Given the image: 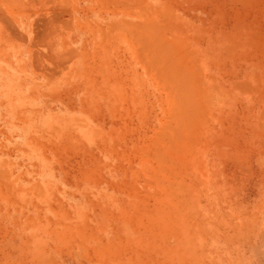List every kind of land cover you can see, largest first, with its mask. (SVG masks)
I'll list each match as a JSON object with an SVG mask.
<instances>
[{
  "label": "rangeland",
  "instance_id": "rangeland-1",
  "mask_svg": "<svg viewBox=\"0 0 264 264\" xmlns=\"http://www.w3.org/2000/svg\"><path fill=\"white\" fill-rule=\"evenodd\" d=\"M95 1L110 58L90 0L35 8L60 49L0 22V264H264V0Z\"/></svg>",
  "mask_w": 264,
  "mask_h": 264
},
{
  "label": "crops",
  "instance_id": "crops-1",
  "mask_svg": "<svg viewBox=\"0 0 264 264\" xmlns=\"http://www.w3.org/2000/svg\"><path fill=\"white\" fill-rule=\"evenodd\" d=\"M17 0H2L0 3V22L6 24L11 29L13 36L15 38L23 39L24 43L26 41L31 42L34 39H45L47 36L49 37V29H51L52 35L54 34L53 45L57 49H60L65 46L66 41H71L74 39H77L75 36V28L72 29L70 33L67 34V36L64 35V32L60 29V26H63L64 24V17L61 16L60 11L57 12L55 8H52V14L51 17H38L36 14H34L38 6L42 7V3L44 1H50V0H18L19 4H16L17 6H21L24 2L26 3V7H30L25 12L26 16L24 18H21L20 20L16 21L13 19V15L9 14L5 9L10 8L13 6V3ZM21 1V2H20ZM53 1V0H52ZM89 1V0H88ZM95 0H90L91 4V11L93 13V18L89 21L83 20L82 22H88L84 24V27L86 28V36L87 39L84 40V42L92 45L96 44H105V48H110V51L107 52V57L110 58L111 56V48H112V40H113V22H114V9L113 5L110 7L100 8L95 5ZM142 3H145V1L141 0ZM28 3V4H27ZM14 5V6H15ZM33 16L30 18L29 16ZM3 16V17H2ZM77 16H74V23H77ZM52 22V23H51ZM58 26L56 29H54V25ZM16 27V28H15ZM48 30V31H47ZM16 33V34H15ZM108 33V35H107ZM20 34H23V36ZM52 35L50 36V39L52 38ZM109 38V39H108ZM85 43V44H86ZM72 45V44H71ZM81 45H84L81 44ZM10 47V54L14 57V69L16 71H23V65L30 61L31 57L34 55L33 50H31L26 44H12L9 45ZM84 49V48H83ZM76 54L79 55L80 61L81 58H83L84 52L78 50L76 51ZM76 65H82L80 62ZM80 68H76V70H79Z\"/></svg>",
  "mask_w": 264,
  "mask_h": 264
},
{
  "label": "bare ground",
  "instance_id": "bare-ground-1",
  "mask_svg": "<svg viewBox=\"0 0 264 264\" xmlns=\"http://www.w3.org/2000/svg\"><path fill=\"white\" fill-rule=\"evenodd\" d=\"M141 2V1H140ZM122 7V6H121ZM173 10V9H172ZM162 11V10H161ZM143 13V12H142ZM166 13V12H165ZM3 17V16H2ZM168 20V19H167ZM52 23V22H51ZM170 23V22H169ZM163 25V24H162ZM161 27V26H160ZM50 30V29H49ZM172 30V29H171ZM48 31V30H47ZM153 31V30H152ZM50 33V32H49ZM147 33V32H146ZM16 34V33H15ZM158 35V34H157ZM229 39V38H228ZM46 40V39H45ZM159 40V39H158ZM161 40V39H160ZM233 42H235V41H233ZM141 43V42H140ZM161 43V42H160ZM43 45V44H42ZM239 45V44H238ZM254 46V45H253ZM144 47V46H143ZM149 47V46H148ZM163 47V46H162ZM168 47V46H167ZM170 47V46H169ZM231 47V46H230ZM166 48V47H165ZM153 49V48H152ZM173 49V48H172ZM231 49V48H230ZM168 50V49H167ZM144 51V50H143ZM227 51V50H226ZM163 52V51H162ZM230 52V51H229ZM33 54H35L34 52H33ZM228 55V54H227ZM162 56H164L163 54H162ZM173 56H175V55H173ZM159 57V56H158ZM229 57V56H228ZM154 58V57H153ZM157 58V57H156ZM188 58V57H187ZM159 60V59H158ZM169 61V60H168ZM193 61V60H192ZM159 62V61H158ZM171 62V61H170ZM175 62V61H174ZM172 64V63H171ZM175 64V63H174ZM190 64V63H189ZM167 65V64H166ZM187 65V64H186ZM169 66V65H168ZM181 67V66H180ZM191 67V66H190ZM189 67V68H190ZM255 71V70H254ZM192 72V71H191ZM169 74V73H168ZM188 74H189V72H188ZM256 74V73H255ZM190 75V74H189ZM173 77V76H172ZM214 77V76H213ZM190 78H192V77H190ZM200 78V77H199ZM172 78H170V80H171ZM173 80V79H172ZM174 80H175V78H174ZM182 81V80H181ZM199 81V80H198ZM183 82V81H182ZM188 82H189V84L191 83L190 82V80H188ZM202 82V81H201ZM245 83V82H244ZM244 83H243V85H244ZM189 84H187V86L189 85ZM186 86V85H185ZM193 87V86H192ZM252 88V87H251ZM181 89V88H180ZM189 89H190V86H189ZM242 89V88H241ZM240 89V90H241ZM206 91V90H205ZM243 91V90H242ZM244 91H246L245 89H244ZM247 91H248V89H247ZM194 92V91H193ZM213 92V91H212ZM241 92V91H240ZM216 93V92H215ZM217 95V94H216ZM190 96V95H189ZM218 96V95H217ZM216 96V97H217ZM191 97H192V95H191ZM210 97V96H209ZM220 97V96H219ZM218 97V98H219ZM182 99H183V97H182ZM186 100V99H185ZM187 102V101H186ZM264 102V101H263ZM183 106H184V104H183ZM192 107V106H191ZM196 107V106H195ZM194 107V108H195ZM264 107V106H263ZM186 108V107H185ZM181 111V110H180ZM260 112V111H259ZM260 114V113H259ZM188 115V114H187ZM196 115V114H195ZM205 115V114H204ZM197 120V119H196ZM262 124V123H261ZM263 126V125H262ZM191 129V128H190ZM180 131H181V129H180ZM156 156V155H155ZM160 157V156H159ZM174 159V158H173ZM4 162H6V161H4ZM166 163V162H165ZM174 163H176V162H174ZM167 164V163H166ZM188 166V165H187ZM161 167V166H160ZM191 168V167H190ZM201 169V168H200ZM163 170V169H162ZM193 170V169H192ZM202 171V170H201ZM168 172V171H167ZM190 173V172H189ZM204 173V172H203ZM195 174V173H194ZM201 174V173H200ZM171 176V175H170ZM192 176V175H191ZM197 176V175H196ZM201 176V175H200ZM195 178V177H194ZM200 179H198V181H199ZM197 181V182H198ZM188 184V183H187ZM185 187V186H184ZM205 187V186H204ZM2 188V187H1ZM178 189V188H177ZM186 189L188 190V188L186 187ZM40 190V189H39ZM193 191V190H192ZM185 193V192H184ZM191 195V194H190ZM193 195V194H192ZM190 200V199H189ZM193 202V201H192ZM257 215H258V213H257ZM202 222V221H201ZM82 248V247H81ZM82 253H84V252H82Z\"/></svg>",
  "mask_w": 264,
  "mask_h": 264
}]
</instances>
